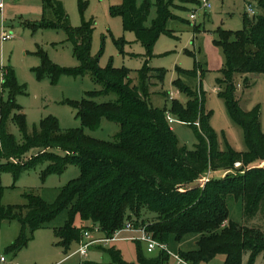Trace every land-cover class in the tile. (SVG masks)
Instances as JSON below:
<instances>
[{
  "label": "trees",
  "instance_id": "1",
  "mask_svg": "<svg viewBox=\"0 0 264 264\" xmlns=\"http://www.w3.org/2000/svg\"><path fill=\"white\" fill-rule=\"evenodd\" d=\"M252 1L256 14L251 19L244 15L243 28L235 32L218 29L213 40L223 61L216 80L218 96L231 120L242 129L246 145V151L238 153L228 145L225 150L218 149L202 90L192 91L177 80L172 85L186 96L185 106L170 99L169 94V111L153 108L149 96L155 85L151 81L162 84L164 70L152 69L146 63L137 71L135 85L126 68H100L98 59L90 53L92 25L71 29L60 1L41 0L40 26L64 28L80 65L74 70L62 69L41 53L42 65L34 70L36 78L48 76L54 82L62 75H89L101 90L88 93L80 102L67 103L83 127L96 129L101 120H107L119 126V133L113 142L100 141L81 129L62 132L57 120L48 117L29 134L22 108L16 102L23 87L17 84L12 69L4 71L0 93V175L11 174L16 182L23 173L45 166L41 172L44 180L62 175L71 166L79 169V177L62 187L50 204L25 194V205L3 206L4 188L0 185V226L4 221L16 220L22 227L7 252L20 251L29 241L28 235L48 228L66 212L65 225L54 229L58 244L66 249L83 242L87 229L74 226L78 217L92 222L102 239H112L127 223L143 228L155 242L165 246L170 238L179 243L184 237L195 235V248L178 253L185 264H208L219 255L224 256V264H241L245 254L248 264H253L258 256H264V232L255 225L256 221H264V133L259 110L244 112L235 96L236 76L247 82L249 75H264V0ZM149 6L147 1L138 5L137 0H121L112 13L121 17L124 31L135 33L147 57H152L159 36H171L165 29L171 15L164 0H157L156 18L146 28ZM183 74L194 77L196 69ZM109 94L117 99L95 101ZM167 113L192 129L196 138L194 150L179 146L166 120ZM9 123L17 127L21 142L8 132ZM255 163L258 164L253 166ZM217 170L227 175L220 180L209 179L203 187H192ZM231 201L239 206L243 224L230 219ZM143 212L150 214L152 220L145 221ZM99 245L110 256V264H128L115 248ZM169 256L163 250L154 258L140 255L138 264H167Z\"/></svg>",
  "mask_w": 264,
  "mask_h": 264
},
{
  "label": "rangeland",
  "instance_id": "2",
  "mask_svg": "<svg viewBox=\"0 0 264 264\" xmlns=\"http://www.w3.org/2000/svg\"><path fill=\"white\" fill-rule=\"evenodd\" d=\"M61 2L71 29H77L83 24L92 25L91 56L98 59V65L104 69L111 66L115 69L126 68L131 71L130 79L138 84L137 71L147 65L152 69L165 71L162 84L152 79L149 103L153 108L171 109L167 97L172 95L176 102L185 106L186 96L172 85L179 80L192 91L202 90L204 105L211 114L210 126L215 133L217 147L225 150L226 145L238 153L246 151L243 132L231 120L224 101L218 96L219 87L216 80L222 68V56L219 49L213 45L218 29L224 31H239L243 28L244 15L251 6L256 10L252 0H207L211 8L201 7L202 0H164L170 17L165 22V29L171 36L161 35L155 42L152 57H147L145 48L137 42L133 32H125L120 16L112 13L119 7L121 0H58ZM149 2V16L145 24L149 28L156 18L157 0H137V4ZM0 10V39L3 33L12 35V39L0 40V93L2 77L6 69H12L16 82L23 87V93L16 97L17 104L25 116L27 131L31 134L39 122L51 117L57 120L62 132L81 129L96 140L113 142L119 133V126L107 120H101L96 129L85 128L76 118L75 110L67 102H80L90 92L101 90L89 75H62L56 81L46 76L37 79L34 70L42 65L41 53L53 65L67 70L79 67V61L74 55L64 28H43L41 0H2ZM195 13V20L190 15ZM54 18V17H53ZM52 18V19H53ZM56 22L57 20L54 19ZM195 27L197 30L195 31ZM196 69V76L189 77L183 72ZM244 77L236 76V99L244 112L255 108L259 110L260 129L264 133V75H249L247 82ZM6 95L4 94V97ZM113 94L95 99L97 103L115 101ZM173 123L169 125L176 136L180 147L188 151L194 150L196 138L190 127L181 124L178 118L170 113ZM8 132L18 142L22 137L17 127L8 124ZM255 163L253 166L257 165ZM262 166V165H261ZM45 166L21 175L14 181L11 174L0 175V185L4 188L1 204L3 206H23L26 204L25 194L39 197L45 203H53L59 190L70 181L79 177V169L71 166L62 175H51L42 179L41 172ZM227 173L222 170L207 174L210 180H220ZM196 182L192 187L200 186ZM230 219L243 224L239 206L233 201L229 203ZM145 221H151L152 216L143 212ZM67 222V213L62 212L49 225L28 235L26 246L17 253L7 252V248L18 238L21 225L18 221H4L0 226V264H110L111 258L98 244L89 247L84 255L77 253L82 244L102 239L103 235L90 221L76 217L74 226L87 229L88 237L80 244L73 243L69 249L58 244L54 229L63 227ZM255 225L264 232V221H256ZM139 237L136 233L122 232L118 239L101 245L104 249L115 248L128 264H138L139 256L145 258L157 257L161 250L147 252V244L136 243ZM198 237L188 235L181 242L170 238L166 245L172 254L167 264H178L173 256L179 252H187L195 248ZM3 260V263H2ZM208 264H224V256H216ZM241 264H248V254L242 258ZM253 264H264V256L260 255Z\"/></svg>",
  "mask_w": 264,
  "mask_h": 264
},
{
  "label": "built area",
  "instance_id": "3",
  "mask_svg": "<svg viewBox=\"0 0 264 264\" xmlns=\"http://www.w3.org/2000/svg\"><path fill=\"white\" fill-rule=\"evenodd\" d=\"M201 7L205 10H209L211 8L210 4L208 3L207 0H202L201 1ZM3 9V3L2 0H0V10ZM247 13L251 16H254L256 14V10L254 8H252L251 6L248 7ZM190 20H195V13H192L190 15ZM12 39V35H5L3 33V35L1 36V42L7 41ZM170 99H174L172 97V95H170ZM166 120L168 122V124H172L174 121L171 118L170 114H166ZM236 167H238V165H236ZM208 177L207 175L205 177H203L202 179H200L198 182L201 183L200 187H203V185L205 183L208 182ZM98 230V229H97ZM122 232H128V233H136L139 235V237L137 239L132 238V240H136L139 242H144L147 244V252H152L154 249L159 248L161 251H166L167 253H169L171 256L172 254L167 250V247L165 245L162 244H158L157 242H155L145 231L143 228H134L133 225H131L130 223H127L124 227L123 230L117 232L112 239H98V240H94V241H89L85 244H82L81 247L78 249L77 253L84 255L85 251L91 247L92 245L101 243V244H107L110 242H114L118 239V236L122 233ZM88 237V232H84V238ZM175 258V260L177 261L178 264H185L184 261L182 259H180L178 256H173ZM3 263V260H2Z\"/></svg>",
  "mask_w": 264,
  "mask_h": 264
},
{
  "label": "crops",
  "instance_id": "4",
  "mask_svg": "<svg viewBox=\"0 0 264 264\" xmlns=\"http://www.w3.org/2000/svg\"><path fill=\"white\" fill-rule=\"evenodd\" d=\"M263 166V165H262Z\"/></svg>",
  "mask_w": 264,
  "mask_h": 264
}]
</instances>
